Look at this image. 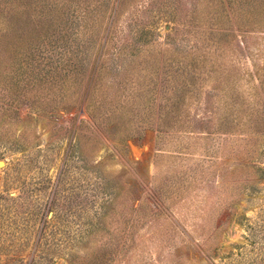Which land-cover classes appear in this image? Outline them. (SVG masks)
Instances as JSON below:
<instances>
[{
	"label": "rangeland",
	"instance_id": "374dc122",
	"mask_svg": "<svg viewBox=\"0 0 264 264\" xmlns=\"http://www.w3.org/2000/svg\"><path fill=\"white\" fill-rule=\"evenodd\" d=\"M0 162V264H264V0H1Z\"/></svg>",
	"mask_w": 264,
	"mask_h": 264
},
{
	"label": "trees",
	"instance_id": "16d2710c",
	"mask_svg": "<svg viewBox=\"0 0 264 264\" xmlns=\"http://www.w3.org/2000/svg\"><path fill=\"white\" fill-rule=\"evenodd\" d=\"M0 1H1V0H0ZM20 69H21V68H20ZM24 74H25V72H24V71H22V72L20 73V75H21V76H23ZM19 81H21V78H20V80H19ZM88 93H89V92H87V95H86V97H88Z\"/></svg>",
	"mask_w": 264,
	"mask_h": 264
},
{
	"label": "water",
	"instance_id": "95a60500",
	"mask_svg": "<svg viewBox=\"0 0 264 264\" xmlns=\"http://www.w3.org/2000/svg\"><path fill=\"white\" fill-rule=\"evenodd\" d=\"M4 166L3 162H0V168H2Z\"/></svg>",
	"mask_w": 264,
	"mask_h": 264
}]
</instances>
